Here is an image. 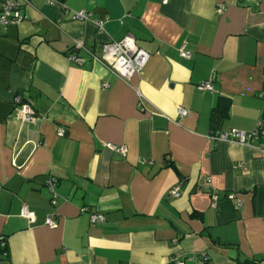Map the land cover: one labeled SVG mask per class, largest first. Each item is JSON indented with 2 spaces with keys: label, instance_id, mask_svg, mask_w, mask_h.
Returning <instances> with one entry per match:
<instances>
[{
  "label": "crops",
  "instance_id": "obj_1",
  "mask_svg": "<svg viewBox=\"0 0 264 264\" xmlns=\"http://www.w3.org/2000/svg\"><path fill=\"white\" fill-rule=\"evenodd\" d=\"M23 11L0 27V264H264V135L209 138L219 103L217 130H264V0H30ZM127 35L149 55L128 79L82 50L83 63L68 59L74 42L99 54ZM204 80L212 90H197Z\"/></svg>",
  "mask_w": 264,
  "mask_h": 264
},
{
  "label": "built area",
  "instance_id": "obj_2",
  "mask_svg": "<svg viewBox=\"0 0 264 264\" xmlns=\"http://www.w3.org/2000/svg\"><path fill=\"white\" fill-rule=\"evenodd\" d=\"M30 0H0V27H3L8 24H17L25 18L23 11V6L29 4ZM161 4H166L168 0H159ZM224 9L223 4H219L216 7V12L221 13ZM75 19H86L88 17L87 12L80 11L75 12L72 16ZM98 29L102 28V22H97ZM83 51L88 55L92 61H97L102 63L107 70L115 74L119 78L128 79L133 74H138L141 72L148 60V53L140 48L134 38L131 35H127L124 38L118 41H111L104 44L100 50V53L97 54L87 49L83 43L74 42L72 51L68 54V59L74 63L80 64L85 61V58L79 55L78 51ZM179 55L183 58L190 57V51L182 45L179 48ZM104 87L107 86L106 83L103 84ZM197 90L205 91L212 90V84L210 80H204L199 82L196 85ZM258 96L264 101V89H262ZM14 103L20 111L21 117L24 121H33L35 114L33 110L27 105L23 100L20 94H16L14 98ZM176 113L179 117L183 118L188 115L189 111L185 108L178 106L176 108ZM58 135L62 134V129L59 128L57 131ZM264 135V130H262L259 125H256L250 131L239 130L236 128H231L228 130H216L210 133L209 138L213 141H226L234 142L241 145L253 146L254 142L261 138ZM105 146L115 151L121 155H125L126 147L117 146L110 143H106ZM209 179L207 180V182ZM47 188L51 193V203L54 202L56 198V193L53 191L54 182L48 181ZM169 194L173 197L179 195V187L175 186L169 190ZM230 197H233L230 194ZM236 208H239L241 204L236 203ZM21 215L26 217L28 220L33 218V213L28 210L27 206H22ZM89 221L91 223H102L104 221V215L102 213H90ZM44 223L48 226H52L54 223V215L50 214L46 217ZM0 248L6 253V243L3 238H0ZM169 262L171 264H184V261L179 258L177 254L171 255L169 257ZM132 264V263H126Z\"/></svg>",
  "mask_w": 264,
  "mask_h": 264
},
{
  "label": "trees",
  "instance_id": "obj_3",
  "mask_svg": "<svg viewBox=\"0 0 264 264\" xmlns=\"http://www.w3.org/2000/svg\"><path fill=\"white\" fill-rule=\"evenodd\" d=\"M17 94H20L22 96V92L19 91L17 92ZM23 101H25V98H22ZM228 104L227 102L224 103H219L218 105H216L213 110L212 113L210 115V125H211V129L212 132L216 131L218 128L219 123L222 121V119L227 116L228 114Z\"/></svg>",
  "mask_w": 264,
  "mask_h": 264
},
{
  "label": "water",
  "instance_id": "obj_4",
  "mask_svg": "<svg viewBox=\"0 0 264 264\" xmlns=\"http://www.w3.org/2000/svg\"><path fill=\"white\" fill-rule=\"evenodd\" d=\"M35 95H36V93H35L34 90H30L29 93H28V97H30V98H32L34 100H35Z\"/></svg>",
  "mask_w": 264,
  "mask_h": 264
}]
</instances>
